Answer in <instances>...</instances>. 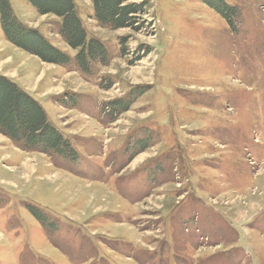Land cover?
Here are the masks:
<instances>
[{
  "label": "rangeland",
  "instance_id": "rangeland-1",
  "mask_svg": "<svg viewBox=\"0 0 264 264\" xmlns=\"http://www.w3.org/2000/svg\"><path fill=\"white\" fill-rule=\"evenodd\" d=\"M75 1L109 50L88 73L57 16L11 0L66 65L9 42L0 21V74L78 152L0 132V264H264V0H224L233 25L206 0H131L144 10L118 29ZM117 100L132 104L117 115Z\"/></svg>",
  "mask_w": 264,
  "mask_h": 264
},
{
  "label": "trees",
  "instance_id": "trees-1",
  "mask_svg": "<svg viewBox=\"0 0 264 264\" xmlns=\"http://www.w3.org/2000/svg\"><path fill=\"white\" fill-rule=\"evenodd\" d=\"M28 1L37 12L52 14L60 19V34L68 46L76 51V64L83 72H91L96 63L108 64V47L98 38L88 37L75 0ZM130 1L93 0L94 19L101 26H110L113 29L133 28L136 26L138 14L144 10V2ZM206 2L232 25L233 19L240 15L237 7L224 0ZM0 13L1 28L9 42L47 63L66 65L72 62V57L53 45L42 32L19 20L11 0H0ZM131 104L129 101L117 100L109 102L108 105L118 115L127 111ZM0 132L25 149L39 150L68 162L78 159L77 150H74L70 141L48 120L45 109L35 97L3 74H0ZM28 210L44 225L49 221L39 209L29 206Z\"/></svg>",
  "mask_w": 264,
  "mask_h": 264
},
{
  "label": "crops",
  "instance_id": "crops-1",
  "mask_svg": "<svg viewBox=\"0 0 264 264\" xmlns=\"http://www.w3.org/2000/svg\"><path fill=\"white\" fill-rule=\"evenodd\" d=\"M76 2V1H75ZM77 3V2H76ZM84 25V24H83ZM88 32V31H87ZM88 37H90L89 35H88ZM13 80H15V79H13ZM16 81V80H15ZM17 82V81H16ZM18 83V82H17Z\"/></svg>",
  "mask_w": 264,
  "mask_h": 264
}]
</instances>
